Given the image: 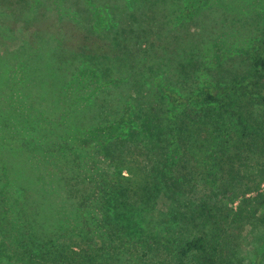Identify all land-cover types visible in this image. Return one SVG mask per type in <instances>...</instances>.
Here are the masks:
<instances>
[{
  "label": "trees",
  "instance_id": "obj_1",
  "mask_svg": "<svg viewBox=\"0 0 264 264\" xmlns=\"http://www.w3.org/2000/svg\"><path fill=\"white\" fill-rule=\"evenodd\" d=\"M129 1L0 0V25L30 31L29 41L19 52L1 61L0 93L5 87V99L14 102L19 96L14 79H31V69L36 66L43 90L53 95L52 102L38 97L44 101H37L38 112H16L12 107L6 110L9 112L0 110V230L9 229L17 239L20 226L26 229V239L20 244H30L39 251L38 264H84V255L86 261L100 264H219L213 243L217 244L222 226L250 221L264 225V38H231L226 26L215 35L212 47L221 55L244 54L250 62V76L229 85L204 86L186 98L165 91L172 110L181 112L185 121L212 125L219 132L200 175L191 167L183 185L185 193L199 200L190 220L199 234L173 247L164 238L131 241L122 237L123 227L116 221L118 209L127 199L148 203L155 198L152 174L140 156L130 150L111 149L121 129L129 125L130 114L123 112L106 125H83L82 119L91 112H51L57 89L67 98L76 86L71 81L63 84L64 79L57 86L50 84L49 80L64 76L59 74L61 67L51 68L53 49L47 47L44 33L58 31L59 37L54 38L60 47L77 54L123 55L102 39L85 34L81 13H90L96 27L105 25L113 12L123 20L131 18L129 25H119L121 34L127 35L128 25L129 33L136 31L140 37V47L141 0L133 8H128ZM250 1L189 0L184 15L193 17L211 7L229 14L237 12L238 4ZM134 49L130 48L132 53ZM69 94V107H77L78 98ZM150 119L146 115L144 121L149 123ZM153 219L156 223L165 221L156 213ZM2 239L0 234V264H24L4 255ZM154 246L169 250L172 262L146 261ZM129 255L132 263L127 261Z\"/></svg>",
  "mask_w": 264,
  "mask_h": 264
},
{
  "label": "rangeland",
  "instance_id": "obj_2",
  "mask_svg": "<svg viewBox=\"0 0 264 264\" xmlns=\"http://www.w3.org/2000/svg\"><path fill=\"white\" fill-rule=\"evenodd\" d=\"M137 1L130 0L128 8L138 7ZM188 2L141 0L140 47L136 31L129 33L131 18L127 17L126 21L113 12L105 25L96 27L91 14L83 11L81 19L85 34L102 39L111 50L120 49L123 55L77 54L60 47L55 40L59 37L58 31L44 33L48 39L47 47L53 49L51 68L61 67L59 74L64 76L57 77L56 81L49 80L50 84L57 86V82L64 79L63 84L69 85L71 81L76 87L74 92L69 93L78 98L77 107L72 105L70 108V94L66 98L64 91L58 94L57 89L56 104L52 105L51 112H91L82 119L83 125H106L117 120L123 112L130 114L129 125L121 129L111 143V149L118 152L130 150L140 156L143 165L152 174L155 195L148 203L127 199L126 205L118 209L116 221L123 227L122 237L131 241L164 238L173 247L186 237L199 234L190 223L199 200L185 193L183 185L188 182L186 174L191 167L200 175L219 132L212 125L185 121L181 112L172 110L165 91H175L186 98L204 86L229 85L250 76V62L244 54L221 55L212 47V41L217 38L215 35L223 27L228 26L231 38H264V0L238 4L237 12L229 14L211 7L193 17H186L184 12ZM120 24H128L125 28L127 35L121 34ZM6 27L0 25V66L3 60L17 54L25 41H29L30 31L26 27L17 30ZM77 40L79 42V37ZM132 47H135L133 53L130 50ZM21 64L24 66L25 63ZM7 71L5 68L4 72ZM37 76L35 66L31 69V79H14L19 92L14 102L5 99L7 89L3 87L0 110L9 112L6 110L12 107L16 112H38L37 101L44 102L38 97L52 102L53 95L43 90L44 82ZM74 77L78 78L75 80ZM38 91L42 93L38 95ZM57 105L59 110H56ZM254 113L258 117V113ZM139 115L141 117L137 119ZM146 115L152 118L149 123L144 121ZM217 117L218 113H215L214 118ZM153 120L154 123H151ZM218 126L222 128L220 123ZM161 131H164L163 135H160ZM5 160L12 163L7 156ZM155 213L165 221L156 223L153 219ZM16 224L20 226L17 221ZM210 230L212 232L213 228ZM11 231L13 233L12 228ZM24 231L27 230L20 226L16 239L9 229L4 227L0 230L4 255L13 256L24 264H38L39 251L33 250L30 244L27 247L20 244L26 239ZM101 236L106 238L105 233ZM216 242L213 244L217 247L219 264H264L262 224L250 221L234 226L224 225L218 231ZM147 253L148 260L145 259L148 262H172L169 250L154 246ZM83 260L84 264H100L86 261L85 255ZM127 261L132 263L130 255Z\"/></svg>",
  "mask_w": 264,
  "mask_h": 264
}]
</instances>
